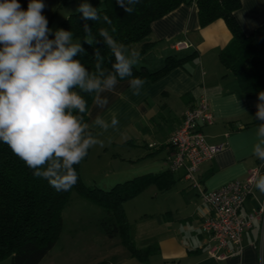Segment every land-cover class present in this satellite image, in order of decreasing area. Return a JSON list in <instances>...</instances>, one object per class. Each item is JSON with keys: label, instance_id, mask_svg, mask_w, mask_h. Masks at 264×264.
Returning <instances> with one entry per match:
<instances>
[{"label": "crops", "instance_id": "1", "mask_svg": "<svg viewBox=\"0 0 264 264\" xmlns=\"http://www.w3.org/2000/svg\"><path fill=\"white\" fill-rule=\"evenodd\" d=\"M240 1L241 8L234 12V17L243 34L248 36L264 24V0ZM28 2L19 0L25 10ZM82 2L84 0H43V15L48 20V27L53 32L63 29L62 23L76 13ZM87 2L98 7L101 0ZM241 15L242 21L239 20ZM223 21L214 20L200 27L195 3L182 4L154 21L150 35L144 41L126 48L129 53H137L133 67L155 72L162 68L167 57H189L188 60L161 77L145 79L139 96L132 94L128 80H122L113 92L104 94L109 99L106 108L99 109L92 102L88 112L89 124L97 115L108 121L115 115L119 120L116 130L93 129L103 146L97 145L92 154L97 153L96 157L106 155L117 163L113 177L101 181L104 185L113 184V178L120 184L166 172L157 183L152 182L142 189L139 195L154 189L151 198H161L164 203V213L157 225L143 233L130 229L134 247L143 250L144 255L131 256L129 251L119 248L117 254L100 255L97 264H264V241L261 246L260 223L257 221L242 234L241 253L222 260L208 256L206 250L211 243L201 224L211 215L210 207L201 199L199 189L190 186L183 171L168 169L172 154L169 136L180 125L184 110L204 96L214 121L203 126L202 132L209 145L223 144V147L212 159L204 161L195 173L200 188L211 191L227 182L243 180L252 168H259L264 174L262 162L252 153L254 133L257 124L262 123L255 117L259 100L242 96L234 76L219 59L232 38ZM73 41L77 40L73 38ZM177 42H185L187 48L176 49ZM233 97L238 98L239 104ZM110 146H114L111 151ZM90 157L91 149L80 165L88 163ZM80 176L86 186L95 184L103 188L92 178L85 179L81 170ZM164 186L168 188L164 189ZM263 202L264 193L254 187L240 209L241 216H246ZM51 250L39 264H57L55 260L44 262ZM0 264H10V259L0 261Z\"/></svg>", "mask_w": 264, "mask_h": 264}, {"label": "clouds", "instance_id": "2", "mask_svg": "<svg viewBox=\"0 0 264 264\" xmlns=\"http://www.w3.org/2000/svg\"><path fill=\"white\" fill-rule=\"evenodd\" d=\"M139 0H116L126 13L133 11ZM43 0H29L23 9L19 0H0V142L33 171L47 180L57 192L69 191L78 181L74 165L80 164L91 148L102 145L93 129L116 130L115 115L105 120L97 115L89 124L84 121L87 102L81 93L92 95L93 105L104 109L109 104L105 93L128 79L135 96L141 95L145 81L133 77L137 53L128 52L105 28L99 30L103 44L114 62L102 65L105 57L94 52V71L88 70L78 55H85L81 41H73V33L63 29L53 32L43 15ZM85 21L101 17L98 8L84 0L76 9ZM242 15L239 20L242 21ZM103 20L111 24L107 15ZM83 29L91 35L87 23ZM115 32V29H112ZM54 39H50L49 35ZM89 45L96 40L84 39ZM237 104L239 100L233 97ZM255 117L257 124L253 155L264 168V91L258 93ZM77 113V114H74ZM249 183L264 193V174L256 169Z\"/></svg>", "mask_w": 264, "mask_h": 264}, {"label": "trees", "instance_id": "3", "mask_svg": "<svg viewBox=\"0 0 264 264\" xmlns=\"http://www.w3.org/2000/svg\"><path fill=\"white\" fill-rule=\"evenodd\" d=\"M191 3L197 5L200 27L214 20H224L232 38L219 59L234 76L242 96L258 99V93L264 91V24L245 36L234 17V12L241 8L240 0H139L131 13H126L116 0H101L100 5L95 7L98 8L100 20L85 21L82 14L76 12L62 23V27L71 31L74 39L81 41L86 54L78 55L76 59H80L88 70H95L96 49L105 57L102 66L110 69L114 59L99 36L101 28L107 29L118 43L127 48L144 41L150 35L154 21L182 4ZM104 15L109 17L111 24L103 20ZM85 23L91 28L90 36L83 29ZM113 28L115 32H112ZM84 39H94L96 42L89 45ZM188 58L167 57L162 68L155 72H148L144 67H133V77L154 80ZM81 94L87 102L88 111L84 114V121L88 123L93 97ZM80 164L74 165L78 174L77 183L69 191L57 192L47 180L35 177L33 171L8 146L0 142V261L10 259V264H39L59 239L62 211L72 193L105 210L106 215L100 224L107 237L120 236L122 245L131 256L144 255L143 250L134 247L122 205L137 196L148 184L157 183L166 172L134 178L103 190L83 183Z\"/></svg>", "mask_w": 264, "mask_h": 264}, {"label": "built area", "instance_id": "4", "mask_svg": "<svg viewBox=\"0 0 264 264\" xmlns=\"http://www.w3.org/2000/svg\"><path fill=\"white\" fill-rule=\"evenodd\" d=\"M186 46L185 42L175 44L176 49ZM213 121L209 102L204 96L197 104L184 110L180 125L169 136L172 154L168 169L171 172L183 171L190 186L199 189L201 199L210 207L211 215L201 224L202 231L211 243L206 253L214 259L222 260L242 252V234L252 227L254 221L260 223V244L263 245L264 202L246 216H241L240 209L254 188L249 179L257 168L248 170L243 180L227 182L211 191L200 188L195 173L204 161L212 159L223 147V144L209 145L202 132V127Z\"/></svg>", "mask_w": 264, "mask_h": 264}, {"label": "rangeland", "instance_id": "5", "mask_svg": "<svg viewBox=\"0 0 264 264\" xmlns=\"http://www.w3.org/2000/svg\"><path fill=\"white\" fill-rule=\"evenodd\" d=\"M49 38L54 39V36H49ZM113 147L110 146L109 150L111 151ZM96 148L97 145L91 148V157L88 163L84 162L80 165V170L86 177L85 179L92 178L98 184L103 185V190H109L117 184L115 178L111 179L114 183L108 186L101 181L113 177V173L117 171V163L110 161L106 155L96 157L97 153L92 154ZM92 187L99 188L95 184ZM151 195H154V189L148 190L138 199H135L137 197L135 196L123 203L122 207L126 211L130 229L140 230L143 233L145 229L148 230L159 223L164 213V203L161 198L153 200ZM105 215L104 209L72 193L62 211V229L59 239L44 262L55 260L57 264H97L96 261L102 254L109 255L112 252L117 254L119 248L126 251L120 236L111 239L105 234L100 224ZM116 244L118 247L114 248Z\"/></svg>", "mask_w": 264, "mask_h": 264}]
</instances>
